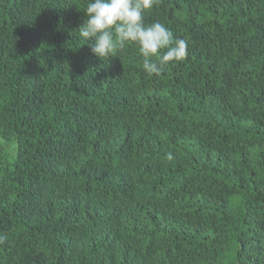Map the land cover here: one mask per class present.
Returning <instances> with one entry per match:
<instances>
[{"label": "trees", "instance_id": "trees-1", "mask_svg": "<svg viewBox=\"0 0 264 264\" xmlns=\"http://www.w3.org/2000/svg\"><path fill=\"white\" fill-rule=\"evenodd\" d=\"M86 2L0 0V264H264V0H158L160 75Z\"/></svg>", "mask_w": 264, "mask_h": 264}, {"label": "clouds", "instance_id": "clouds-1", "mask_svg": "<svg viewBox=\"0 0 264 264\" xmlns=\"http://www.w3.org/2000/svg\"><path fill=\"white\" fill-rule=\"evenodd\" d=\"M158 0H87L79 36L99 59L116 56L126 45H134L143 57L148 74L163 70L188 55V41L174 37L159 21L145 23V14ZM162 50H166L163 51ZM4 238L0 237V243Z\"/></svg>", "mask_w": 264, "mask_h": 264}]
</instances>
